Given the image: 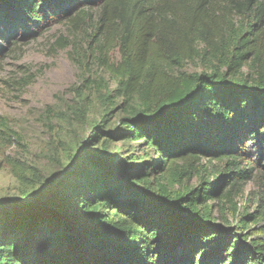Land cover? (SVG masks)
Segmentation results:
<instances>
[{"label":"trees","instance_id":"trees-1","mask_svg":"<svg viewBox=\"0 0 264 264\" xmlns=\"http://www.w3.org/2000/svg\"><path fill=\"white\" fill-rule=\"evenodd\" d=\"M50 23L140 101L109 134L156 163L91 156L74 196L5 210L0 264H264V0H0V43Z\"/></svg>","mask_w":264,"mask_h":264},{"label":"rangeland","instance_id":"rangeland-1","mask_svg":"<svg viewBox=\"0 0 264 264\" xmlns=\"http://www.w3.org/2000/svg\"><path fill=\"white\" fill-rule=\"evenodd\" d=\"M61 37L73 40L67 24L50 23L32 38L0 43L2 219L5 210L44 207L59 190L63 197L74 196L71 188L81 186L79 174L87 170L91 156H110L130 165L136 164L129 162L133 156L156 163L144 141L109 134L140 101L126 102L117 95L115 79L89 55L85 41L74 38L76 44L61 48ZM205 68L197 59L183 71L201 73ZM95 133L100 138L89 141ZM258 191L254 181L245 185L236 198L241 212L254 207L252 195ZM228 219L235 223L229 214Z\"/></svg>","mask_w":264,"mask_h":264},{"label":"water","instance_id":"water-1","mask_svg":"<svg viewBox=\"0 0 264 264\" xmlns=\"http://www.w3.org/2000/svg\"><path fill=\"white\" fill-rule=\"evenodd\" d=\"M41 207V206H40ZM21 209V208H20ZM37 209V208H36ZM24 210V209H23ZM32 210H34V209H32Z\"/></svg>","mask_w":264,"mask_h":264}]
</instances>
